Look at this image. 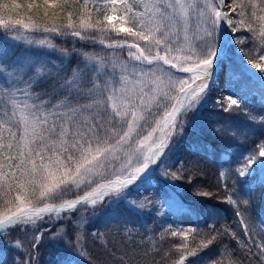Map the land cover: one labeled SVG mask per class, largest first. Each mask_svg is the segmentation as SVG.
<instances>
[{"label": "snow or ice", "instance_id": "1", "mask_svg": "<svg viewBox=\"0 0 264 264\" xmlns=\"http://www.w3.org/2000/svg\"><path fill=\"white\" fill-rule=\"evenodd\" d=\"M89 3L0 0V14H9V19H0V25L8 30L0 33V38L11 39L17 49L11 55L0 49V240L16 250L9 262L0 249V264H35L36 252L45 238L64 241L82 256L78 230H74L75 236L66 229L61 231L64 217L78 210V205L90 202L93 215L102 210L144 214L153 202L145 193L153 187L150 173L154 168L160 178L170 181L191 175L184 161L177 164L179 167L166 164L168 153L198 119L218 75L230 84H244L238 70L229 66L227 56L221 58L219 31L225 22L233 34L247 24L251 35H234L235 44L251 41L255 48V42H260L258 59L248 49L246 62L264 81V15L257 14L254 0L249 19L236 23L223 11L225 0H219V11L209 0H91V7ZM259 11L264 12V0ZM21 12L35 13L42 21L24 25L33 33H70L92 44L98 35L115 33L122 40L130 38V44L117 41L107 45L114 50L126 48L128 62L120 63L117 73L109 54L76 52L79 61L65 69L48 59V50H55V45L47 38L32 39L11 25V14ZM65 13L66 24L54 23ZM74 14L79 23L73 22ZM239 14L243 16V10ZM94 15L98 18L93 23ZM258 22L257 30L254 24ZM15 24L20 25V19ZM9 32L17 34L9 36ZM99 42L104 43L102 39ZM68 55L60 50L61 60ZM37 88L43 90L37 92ZM258 93L251 96L252 107L238 96L217 97L215 106L220 112L243 113L247 123L238 125L222 119L211 122L209 128L220 141V155L227 154L230 142L255 137L256 147L237 158L236 167L230 169L239 181L247 179L258 163L264 165V111H257V106L264 109V87L258 88ZM220 176L223 178L225 172ZM141 180L148 191H140ZM255 182L261 189L260 203L264 200V172ZM83 188L91 191L65 200L60 207L45 202L63 199L74 189ZM224 189L230 191L227 182ZM193 192L202 197L212 195L196 185ZM224 202L234 205L241 234L249 237L245 218L254 211L251 195L234 193L224 197ZM164 208V203L159 205L157 213L163 215ZM236 227L220 220L207 223L206 230L189 224L180 232L183 240L174 246L177 251L183 249L175 264H191V258L214 245H219L221 258L207 264H226L225 257L227 264H237L222 243L229 238L241 242ZM16 232H24V239L15 236ZM190 233L199 235L198 245L189 247ZM250 239L246 249L254 259H249V264H264V247L255 237ZM111 255L115 258L114 252ZM118 260L124 264V256Z\"/></svg>", "mask_w": 264, "mask_h": 264}, {"label": "rangeland", "instance_id": "2", "mask_svg": "<svg viewBox=\"0 0 264 264\" xmlns=\"http://www.w3.org/2000/svg\"><path fill=\"white\" fill-rule=\"evenodd\" d=\"M235 1V3H234ZM243 2L241 5V8L238 9L236 5L238 3ZM203 2V0H202ZM209 2L212 4L213 7H216V9L219 11L220 7H217L216 0H209ZM226 2V8L227 12H229L228 19L232 20L233 23H236L240 20L247 21L249 19V13L251 11V2L252 0H225ZM238 2V3H237ZM254 2L257 4V14L258 15H264V12L259 11V6L261 3V0H254ZM236 4V5H235ZM89 7H91V0L89 3ZM236 9V11H230L231 9ZM243 10L244 15L240 16V11ZM0 19H9L8 16L0 14ZM11 25L16 28L20 34L26 35L31 37L32 39H44L47 38L51 44L52 35L56 34H49V33H33L30 28H25V24H29L32 22H26L21 23L20 25L15 24V20L10 18ZM93 23L95 21H92ZM79 23V19L77 22ZM229 27V26H228ZM254 27L259 29V22L257 24H254ZM247 24L244 25V27L238 29L237 33L233 34L229 27V42L225 46V50L223 52V57L226 55L229 61L230 67H235L238 72L242 75L244 84H230L228 83L222 76H217V79L215 82L210 86V92L208 97V102L204 106L209 107H216L215 101L217 97L225 96V95H233L240 97L245 103L252 105L250 103L251 96L258 95V88L264 87V81L260 80L259 74L257 73V70H254L251 68L250 65L247 64L246 59L248 58V49H252L251 55L255 56L257 59L259 55L261 54V45L259 41H256L255 48H253V43L249 41L248 43H245L243 45L235 44L233 42V36L239 35L241 37H247L250 36L251 33L246 31ZM8 30L3 27V25H0V32H7ZM17 32H9V36L16 35ZM57 37L61 35H56ZM64 37H72L78 41L80 39L78 37L72 36L70 33L67 35L61 36ZM103 40L104 43L101 44L99 41ZM221 28L219 31V41L221 42ZM84 41V40H82ZM117 41H120L125 44H130L133 41L130 38L121 39L120 35H117L115 33L111 35H104L100 36L98 35L96 37V43L93 44V47H91L87 51H81V52H88V53H95L99 52L101 55L109 54V59H111L113 62L116 63V71L119 73V64L120 63H126L128 62V53L127 49H109L107 47L108 44L116 43ZM89 42V44H92L90 41H84ZM4 46L3 50L11 55L14 51L17 49L13 48V41L11 39H4ZM238 48H243L245 51L241 52L238 50ZM65 50L64 48H57L55 46V50L49 49L50 52L48 59L51 60L53 63L57 65H61L62 67L66 64L67 59L70 57L69 53L67 58H64L61 60L60 57V50ZM80 52V51H78ZM76 53V52H75ZM79 61V57L75 55L73 57V63L72 66H74ZM111 70V69H110ZM219 71V69H218ZM215 83L219 86L217 87ZM30 102V101H29ZM63 109H58V111H62ZM201 110V109H200ZM199 110V111H200ZM264 111V110H263ZM222 113V112H221ZM20 115L19 111H17V117ZM16 117H14L15 119ZM228 120L238 125H243L247 123V117L243 113H222V118L219 120ZM218 120V121H219ZM214 118H208L205 121L200 120V115L198 119L194 122L193 125H191L187 130L186 134L177 142L174 149L168 153V156L165 160L166 164H171L173 166L177 165L180 162V158L178 154L176 153L179 144L184 143L188 140V142H191V144H194L195 141H198V144H194L195 146L199 147L200 153L195 158H185L184 156V166L191 170V175L187 176L186 178H181L177 181H170L164 178H160L158 176V169H153L150 173L151 176L154 177L153 185L159 184L160 190L164 189L166 193H164L161 197L153 199L152 206L149 208H146L144 214L139 213H131L124 212L123 214L120 213H113L109 210H102L100 212H97L96 215H93V210L91 203L88 204H81L78 205V210L74 211L71 215L75 217V221L71 222L72 220H69L67 223H74V226L76 227V230H78L79 233V245L78 247L81 249V251L84 252V255H78L75 252L71 250V248L68 247L67 244H65V247L69 254L71 255V259L68 262H65L64 264H89V259L91 258V264H94L93 262L96 260L97 255L100 253L103 254L102 258L105 261V264H119L118 258L121 256H124V264H128V259L130 260V263L132 264H138V261H142L140 264H175L176 261L180 258V252L183 251V249H180V251H177L175 245H178L181 240H183V237L180 235V232L188 227L189 224L197 227L198 222L196 221L194 215L191 211L186 207L185 201L181 199V194L185 195L187 198H204L202 196H196L194 195L193 188L194 186H199L203 188L204 190L212 192L211 186L208 184V186L202 181V176L204 175V171H202V166L205 163V160H213L214 158L211 156L210 153L207 151L210 150V146L207 142V139H215V141H218L219 147L217 150V156H218V167L219 171L218 174L216 172V175L211 179L210 182L214 185V187L219 184L221 186L222 190H224V197L228 195H233L234 193L238 194L239 196L243 197L245 195L250 194L251 198L253 200V208L254 211L250 214L249 217L245 218L246 223L249 225L250 232L248 237V244H250L251 237H255L256 243L261 245V247H264V239H261V237H264V200H262L260 203L258 201V197L260 196L261 189L257 186H255L256 182L255 179L258 175L261 174V172H264V165L257 164L256 170L252 172V174L247 179H241L240 181L236 179V177L232 174L230 169L236 167L237 158H239L241 155L246 154L250 150H253L256 145L249 144L247 141L251 138L247 139H240L237 142H230L232 146L228 149L227 154L220 155L222 146L220 144V141L217 140L210 132L211 122H215ZM203 129V130H202ZM202 131V137L196 136ZM195 136V137H193ZM201 136V135H200ZM209 136V137H207ZM231 153H230V152ZM192 159V160H191ZM197 160V161H196ZM179 167V165H177ZM202 171L200 173V177L192 180V183H189V178L192 176L193 172ZM221 171L225 172V176L222 178L220 176ZM227 182L230 187V191H225L224 189V183ZM139 189L142 187H146L144 185V181L141 180L138 184ZM88 191H91V188H83L81 189H74L73 192L68 193L66 196L63 197V199H57L55 201H45L46 203H52L56 207H60L65 200H71L76 199L78 197H83L87 194ZM147 195V194H146ZM223 197V199H224ZM235 198V197H234ZM165 204V208L163 209V215L157 213L156 208L159 207L161 204ZM0 205H2V202H0ZM38 206L42 207L43 204H39ZM231 208L234 209V205L231 204ZM2 210V208H0ZM129 214V215H128ZM63 215V213H61ZM55 218L56 214H53ZM68 216H65L64 219L66 220ZM98 219V220H97ZM151 219V220H150ZM214 220V219H212ZM96 221H99L98 224H96ZM120 222H127L128 224L125 225ZM166 224L168 227L163 228L161 225ZM88 224L89 234L85 237L80 236V231L84 229L82 225ZM95 224L96 227H92ZM143 226V229H140L139 226ZM64 226L68 227V224L66 225V222H64ZM201 230H206L205 227H197ZM67 228L66 230H68ZM64 227H61V231H64ZM172 231H176L177 235L172 236L170 233ZM94 233H99L100 235H94ZM68 234L70 236H75L77 233L74 231L73 235L70 231H68ZM15 236L21 238L22 240L25 237L24 232H16L14 233ZM28 239H31V233H28ZM47 238H45L46 240ZM68 238L65 237V240ZM168 239V240H167ZM44 240V241H45ZM165 240V242H164ZM2 244H0V247L4 249V251L13 252L16 254V250L13 249L10 245H8L3 240H0ZM59 242V241H58ZM63 242V241H61ZM26 243V241H25ZM44 243V242H43ZM187 243L189 247L198 245L200 243V237L196 233H190L188 235ZM220 243V242H218ZM3 245V246H2ZM96 248L98 250H95L96 254L91 252V257L89 258L87 255V252L84 250L88 248ZM246 248V246H244ZM105 249V251L103 250ZM145 249L147 253H156L157 256L152 260L151 256H149L147 259L141 256V251ZM218 250L219 245L211 246L207 249H205L203 252L199 254V256L191 258V264H207L208 261H211L213 259H220L221 257L218 256ZM232 249L228 248V254L231 256L232 260L235 261L232 257L233 252H231ZM247 250V249H246ZM257 249L255 246H253V251H256ZM115 253V258L111 255V253ZM127 253L125 256L124 254ZM155 254V255H156ZM14 256V255H13ZM98 258V257H97ZM135 258V259H134ZM251 259H254L252 257H249ZM100 261V258H99ZM133 261V262H132ZM225 261L227 264V257H225ZM101 262V261H100ZM98 263V262H97ZM40 264V263H39ZM100 264V263H99ZM102 264V262H101ZM238 264V263H237Z\"/></svg>", "mask_w": 264, "mask_h": 264}, {"label": "trees", "instance_id": "3", "mask_svg": "<svg viewBox=\"0 0 264 264\" xmlns=\"http://www.w3.org/2000/svg\"><path fill=\"white\" fill-rule=\"evenodd\" d=\"M18 2L20 3H24L26 2V0H18ZM84 0H79V3H83ZM235 3V1H234ZM238 3V2H237ZM243 2L241 1L240 3H238L237 8L240 9L241 8V4ZM2 15H6L9 17L8 13H2ZM29 17H31V19H29ZM13 20L15 19H20L21 23H26V22H42L39 17H37V15L35 13H27V12H21L19 15L13 13L11 14V17ZM98 17H96L95 15L92 17V21H95ZM79 19V17L74 14L73 15V22H77V20ZM54 23L56 24H66L67 23V14H63L60 18H58L56 21H54ZM1 33V32H0ZM52 43L57 47V48H64L67 51L71 52L70 53V57L67 59L66 64L63 66V68L65 69H71L72 63H73V57H75V52L78 51H87L89 50L91 47H93V44H89V42H84L82 40L78 41L72 37H64L62 38L61 36L57 37L56 35H52L51 37ZM4 39L0 38V49H3L4 46ZM61 66V65H60ZM43 88H37L36 91L40 92L42 91ZM45 99H49V97H45ZM250 107H252V105H250ZM264 109H260L257 106V111H263ZM208 118H214L215 120H219L220 118H222V113L219 111V109L217 107H209V106H203L200 110V120L205 121ZM201 135V136H200ZM202 131L197 134L196 136L198 137H202ZM195 137V136H193ZM209 137V136H207ZM255 139V137H251L247 143H251L253 144V140ZM207 142L210 146V150L207 151L208 153L211 154V156L214 158L213 160H205V163L202 166V171H204V175L202 176V181L208 186V184L211 186L212 188V192H211V196L210 197H204L202 198H187L185 195L181 194V199L183 200V202L185 201V204L187 205L186 207L189 209V211L192 212V214L194 215L196 221L198 222L197 227H205L207 225V223L213 221L214 220H220V223L223 224L225 222H227L228 224H232V225H237V227L235 228V231L237 232L239 239H240V243L238 244L236 241L229 239H225L222 243L224 245H227L228 248L232 249L231 252H233V259L235 260V262H237L238 264H249V254L247 253V250L244 246H246V244H248V237H244L241 234V226L238 225V221L235 219V214H234V209L231 208V204L224 202V190H222L221 186H219V184H217L215 187L214 185L209 181L210 178L212 179L215 175L216 172L218 174L219 168L218 167V156H217V150L219 145L218 141H215V139H207ZM200 148L195 146L194 144H191V142H188V140L184 143H180L178 146V149L176 151V153L178 154L180 161L184 160V156H186L185 158H195L199 155L200 153ZM230 152V151H229ZM231 153V152H230ZM191 159V160H192ZM197 161V160H196ZM218 170V171H217ZM201 171V172H202ZM200 171L193 172L192 176H190L189 180H194L198 177H200ZM149 189L147 187H142L140 189L141 192H146ZM160 190V186L159 184L153 185V187L151 188V191L145 193L149 196H152L153 199L161 197L164 193H166V191L164 189H162V191ZM129 215V214H128ZM69 220H72L71 222L75 221V217L72 215H69L67 217V219L64 221L66 222V225L68 224V227H65L64 225L61 227H64V229H67V232L70 231L73 235L74 230H76V227L74 226V223H67ZM98 220V219H97ZM151 220V219H150ZM99 221H96V224H98ZM84 227V229L82 231H80V236L81 237H85L89 234L88 229L89 226L88 224H84L82 225ZM97 226V225H96ZM95 224L92 227H96ZM143 226H139L140 229H143ZM163 228H167L168 226L164 223L161 225ZM170 227H168L169 229ZM170 230V229H169ZM171 234V233H170ZM168 240V239H167ZM165 242V240H164ZM219 242V241H218ZM217 242V243H218ZM0 244H2V242L0 241ZM65 242H61V241H52L49 239H46L44 241V243L42 242L41 247L37 250L36 252V260H35V264H64L65 262H68L71 259V255L69 254V252L67 251L66 247H65ZM3 246V245H2ZM96 248H88L84 250L87 252L88 257H91V252L96 254L95 250H98ZM0 249L3 250L5 257L8 258L9 262L11 261V258L13 257V255H15V253L13 252H9V251H4V249L2 247H0ZM105 251V249H103ZM95 251V252H94ZM156 254V253H155ZM154 253H147L145 249H143L141 251V256H143V260L144 258H148L149 256H151L152 260H154V258L157 256V254L155 255ZM103 254L100 253V255L98 254L96 257V260L93 262L94 264H105V261L102 258ZM248 257V258H246ZM100 258V261H99ZM135 259V258H134ZM129 259H128V264H129ZM98 262V263H97ZM133 262V261H132ZM142 261H138V264H140ZM77 264V262L75 263ZM132 264V263H130Z\"/></svg>", "mask_w": 264, "mask_h": 264}, {"label": "bare ground", "instance_id": "4", "mask_svg": "<svg viewBox=\"0 0 264 264\" xmlns=\"http://www.w3.org/2000/svg\"><path fill=\"white\" fill-rule=\"evenodd\" d=\"M217 2V5L219 4V0H216ZM220 10H221V7H220ZM223 11L227 12V8L226 7H223ZM229 27L227 25V23L225 22L224 25L221 26V42H220V48H221V58L223 57V52H224V48H225V43L226 41L229 39ZM215 85L217 87H219L216 83Z\"/></svg>", "mask_w": 264, "mask_h": 264}, {"label": "water", "instance_id": "5", "mask_svg": "<svg viewBox=\"0 0 264 264\" xmlns=\"http://www.w3.org/2000/svg\"><path fill=\"white\" fill-rule=\"evenodd\" d=\"M226 43H227V42H226ZM226 43H225V44H226Z\"/></svg>", "mask_w": 264, "mask_h": 264}]
</instances>
